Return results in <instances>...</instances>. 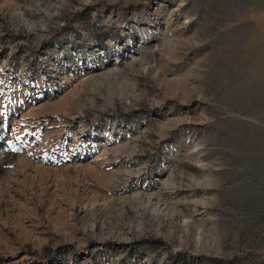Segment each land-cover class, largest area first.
Masks as SVG:
<instances>
[{
    "label": "rangeland",
    "instance_id": "rangeland-1",
    "mask_svg": "<svg viewBox=\"0 0 264 264\" xmlns=\"http://www.w3.org/2000/svg\"><path fill=\"white\" fill-rule=\"evenodd\" d=\"M261 11L0 0L26 57L77 29L130 54L40 103L0 91V264H264Z\"/></svg>",
    "mask_w": 264,
    "mask_h": 264
},
{
    "label": "built area",
    "instance_id": "built-area-1",
    "mask_svg": "<svg viewBox=\"0 0 264 264\" xmlns=\"http://www.w3.org/2000/svg\"><path fill=\"white\" fill-rule=\"evenodd\" d=\"M140 7H129L127 13L133 14L136 12L134 9ZM113 18L110 15L106 22L116 21ZM124 27L129 26L124 24ZM2 38L7 43L10 39L9 35H0V42ZM125 45L126 41L119 45L113 38H103L92 29H77L56 36L38 55L29 57L14 44L0 43V91L26 90L30 102L40 103L54 98L67 91L76 80L130 56L127 51L123 53ZM3 72L6 73V80L2 78ZM8 109L5 107L0 111L5 118L8 117Z\"/></svg>",
    "mask_w": 264,
    "mask_h": 264
},
{
    "label": "bare ground",
    "instance_id": "bare-ground-1",
    "mask_svg": "<svg viewBox=\"0 0 264 264\" xmlns=\"http://www.w3.org/2000/svg\"><path fill=\"white\" fill-rule=\"evenodd\" d=\"M71 87H74V90H76L77 88H78V86H75V84H73ZM100 159H102V158H100ZM99 159V160H100ZM202 163V162H201ZM104 164V163H103ZM203 167V168H205V164H203L202 163V165H200V167ZM89 170H91V172L95 175V176H98V175H96L98 172L97 171H95L94 169H93V167L92 166H90V168H89ZM159 208L158 207H155L154 208V210L152 209V211H150V212H152V214L153 215H159L161 212H158L159 210H158ZM160 216V215H159Z\"/></svg>",
    "mask_w": 264,
    "mask_h": 264
},
{
    "label": "crops",
    "instance_id": "crops-1",
    "mask_svg": "<svg viewBox=\"0 0 264 264\" xmlns=\"http://www.w3.org/2000/svg\"><path fill=\"white\" fill-rule=\"evenodd\" d=\"M253 4H255V6L262 10V13H264V0H253ZM261 28L262 32L260 33V36L264 40V26H262Z\"/></svg>",
    "mask_w": 264,
    "mask_h": 264
},
{
    "label": "trees",
    "instance_id": "trees-1",
    "mask_svg": "<svg viewBox=\"0 0 264 264\" xmlns=\"http://www.w3.org/2000/svg\"><path fill=\"white\" fill-rule=\"evenodd\" d=\"M8 150V145L4 141H0V158Z\"/></svg>",
    "mask_w": 264,
    "mask_h": 264
}]
</instances>
